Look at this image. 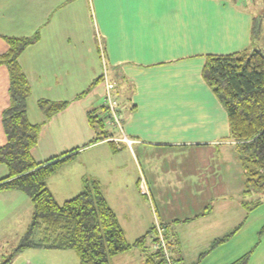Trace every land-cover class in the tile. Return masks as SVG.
<instances>
[{
  "label": "crops",
  "instance_id": "0c3cea01",
  "mask_svg": "<svg viewBox=\"0 0 264 264\" xmlns=\"http://www.w3.org/2000/svg\"><path fill=\"white\" fill-rule=\"evenodd\" d=\"M259 12L255 0H0V54L8 49L6 37L37 35L17 60L31 90L27 119L41 125L31 156L37 163L71 156L47 179L56 202L96 181L127 242L155 222L162 226L171 264H201L218 252L225 242L213 250L211 244L223 234L206 238L205 252L194 244L188 259L177 235L181 224L208 217L210 209H201L212 199L218 172L230 171L216 148L235 145L226 111L201 71L209 55L251 47ZM107 84L118 103L122 131L115 129L114 135L106 126L113 137L93 143L96 133L87 111L104 105ZM39 100L67 105L46 118ZM8 105L9 75L0 65V147L6 141L1 115ZM196 146L203 148L185 151ZM5 176L0 164V179ZM140 180L152 205L140 193ZM29 203L19 190L1 191L0 220L25 219ZM152 240L153 232L142 246L110 258V264H160ZM30 251L52 252L25 249L15 258ZM216 257L210 264L237 261L231 263L223 253Z\"/></svg>",
  "mask_w": 264,
  "mask_h": 264
},
{
  "label": "trees",
  "instance_id": "16d2710c",
  "mask_svg": "<svg viewBox=\"0 0 264 264\" xmlns=\"http://www.w3.org/2000/svg\"><path fill=\"white\" fill-rule=\"evenodd\" d=\"M253 32L255 35V27ZM5 40L8 49L0 54V65L7 68L9 75V105L1 115L6 141L0 147V164L6 167L7 176L0 179V192L19 190L32 204V216L16 253L25 249L71 250L79 264H110L111 257L142 246L152 232L154 245L158 242L155 225L132 243L127 242L96 181L85 182L83 191L73 198L56 202L47 179L71 156L65 153L41 163L33 160L31 150L37 144L41 125L27 119L31 90L17 61L21 52L37 40V35ZM254 43L253 40L251 47L241 52L207 56L201 71L203 81L226 111L229 136L235 142L245 176L243 194L249 196L264 195V50ZM102 78H96L80 96ZM37 104L46 118L67 105L47 100ZM106 113L104 105L87 111L88 122L96 133L93 143L113 137L105 127ZM243 206L247 207L248 201ZM237 230L215 239L211 248L226 242ZM154 256L160 257V264L166 261L161 249L154 250ZM247 262L248 254L232 264Z\"/></svg>",
  "mask_w": 264,
  "mask_h": 264
},
{
  "label": "rangeland",
  "instance_id": "374dc122",
  "mask_svg": "<svg viewBox=\"0 0 264 264\" xmlns=\"http://www.w3.org/2000/svg\"><path fill=\"white\" fill-rule=\"evenodd\" d=\"M255 1L258 2L260 7V12L258 13L260 17L255 20L254 44L264 48V0ZM104 122L107 127L112 128L111 131H114V135H118L116 128L110 124L109 117H105ZM192 148L185 149V151L194 152L198 151L196 149L203 147L196 146ZM216 149L223 158H227L223 164L227 163L229 169L223 168L225 167L224 165L220 167L230 171L225 172V176H221L220 172H218V183L213 191L212 199L204 202V206L201 209L202 212L210 209L208 217L192 224L183 223L177 228V235L182 241L183 252L187 259L188 256H193V245L196 243H199V248L205 252L206 249L203 244L206 243V238L222 234V236H226L237 228L238 230L224 243L222 248L218 252H214L215 254L210 258L202 260L201 264L212 263V260L216 259V256H221L222 253L230 256L228 260H232L231 263L248 254L247 264H264V195L252 193L249 196L243 194L245 176L241 161L236 156L238 151L235 145L232 146V149L228 146H219ZM202 151L204 152L205 150ZM125 160L126 158L123 157V165L126 164ZM164 162L167 165L169 164L168 160ZM129 168L130 165L127 170H130ZM224 189L225 191L223 192ZM142 197L149 205H152V200H148L145 196ZM149 198L151 199L150 194ZM245 201H248L247 207L243 206ZM29 205L27 208L30 210L27 211L25 219L11 217L10 220H0V264H79L76 254L71 250L62 252H59L60 250H56V252L52 250V252L43 253L41 256L36 251L22 252L21 254H25L15 258L18 253L23 251L16 253L17 246L20 244L21 237L24 235L26 226L32 216L30 215L32 214L31 204L29 203ZM151 210L154 211L152 208ZM154 225H156L155 222ZM130 240L132 241L133 239ZM221 250H226V252ZM65 255L68 256L70 261ZM126 264H129V261Z\"/></svg>",
  "mask_w": 264,
  "mask_h": 264
},
{
  "label": "built area",
  "instance_id": "2783aa9c",
  "mask_svg": "<svg viewBox=\"0 0 264 264\" xmlns=\"http://www.w3.org/2000/svg\"><path fill=\"white\" fill-rule=\"evenodd\" d=\"M110 89H112L111 85H106V93H105V98H104V106L107 109V117H109L110 121H111V125L114 126L118 131H122V122H121V118L119 115V108H118V103L115 99H113L110 95ZM124 140L126 142L129 143V141L127 139L124 138ZM139 190L141 195L148 197L149 198V192L146 189L145 183L143 180H140L139 182ZM156 233H157V238H158V242H156L153 245V249L157 250V249H161L163 252V256L167 259V261L169 260L168 255H167V249H166V245L163 239V233H162V229L160 228L159 224H156ZM169 264H171L168 261Z\"/></svg>",
  "mask_w": 264,
  "mask_h": 264
}]
</instances>
